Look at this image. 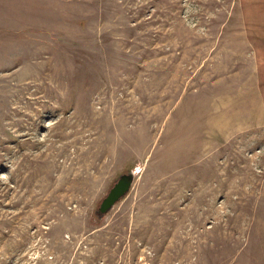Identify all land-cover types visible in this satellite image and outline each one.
Masks as SVG:
<instances>
[{"label":"rangeland","instance_id":"1","mask_svg":"<svg viewBox=\"0 0 264 264\" xmlns=\"http://www.w3.org/2000/svg\"><path fill=\"white\" fill-rule=\"evenodd\" d=\"M0 264H264V0H0Z\"/></svg>","mask_w":264,"mask_h":264},{"label":"water","instance_id":"2","mask_svg":"<svg viewBox=\"0 0 264 264\" xmlns=\"http://www.w3.org/2000/svg\"><path fill=\"white\" fill-rule=\"evenodd\" d=\"M134 177V170H129L118 176L107 191L106 195L100 201L98 208L95 211L98 218H102L105 214H107L113 206L129 192L133 184Z\"/></svg>","mask_w":264,"mask_h":264},{"label":"bare ground","instance_id":"3","mask_svg":"<svg viewBox=\"0 0 264 264\" xmlns=\"http://www.w3.org/2000/svg\"><path fill=\"white\" fill-rule=\"evenodd\" d=\"M61 238V237H60Z\"/></svg>","mask_w":264,"mask_h":264}]
</instances>
